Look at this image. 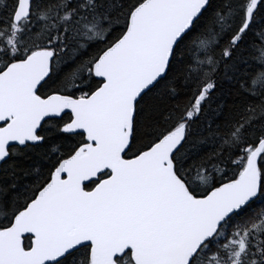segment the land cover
Instances as JSON below:
<instances>
[{"label":"snow or ice","instance_id":"6c2138e0","mask_svg":"<svg viewBox=\"0 0 264 264\" xmlns=\"http://www.w3.org/2000/svg\"><path fill=\"white\" fill-rule=\"evenodd\" d=\"M0 264H264V0H0Z\"/></svg>","mask_w":264,"mask_h":264}]
</instances>
